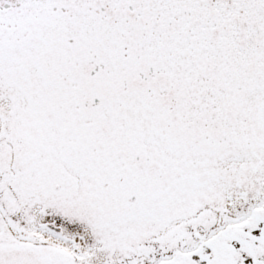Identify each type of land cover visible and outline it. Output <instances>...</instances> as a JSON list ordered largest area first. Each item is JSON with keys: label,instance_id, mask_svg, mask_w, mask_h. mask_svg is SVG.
Instances as JSON below:
<instances>
[{"label": "snow or ice", "instance_id": "6c2138e0", "mask_svg": "<svg viewBox=\"0 0 264 264\" xmlns=\"http://www.w3.org/2000/svg\"><path fill=\"white\" fill-rule=\"evenodd\" d=\"M0 264H264V0H0Z\"/></svg>", "mask_w": 264, "mask_h": 264}]
</instances>
